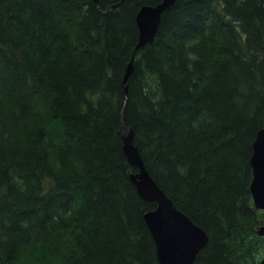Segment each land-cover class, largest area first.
<instances>
[{
    "label": "trees",
    "instance_id": "16d2710c",
    "mask_svg": "<svg viewBox=\"0 0 264 264\" xmlns=\"http://www.w3.org/2000/svg\"><path fill=\"white\" fill-rule=\"evenodd\" d=\"M120 1L0 0V264H160L122 119L208 233L197 260L260 264L264 0H176L136 51L140 8L163 0Z\"/></svg>",
    "mask_w": 264,
    "mask_h": 264
},
{
    "label": "water",
    "instance_id": "95a60500",
    "mask_svg": "<svg viewBox=\"0 0 264 264\" xmlns=\"http://www.w3.org/2000/svg\"><path fill=\"white\" fill-rule=\"evenodd\" d=\"M124 0L109 6L107 11L117 7ZM176 0H163L157 5H143L137 14V24L140 29L139 42L134 51L152 42L156 37L164 11ZM100 8L99 0H95ZM135 54V52H134ZM134 58L128 64L123 85L127 93L128 79L134 70ZM123 118V114H122ZM124 130L128 133H124ZM124 150L129 161L139 168L138 173L132 174L131 179L137 187L140 196L150 202H156L155 209L144 214L145 221L154 238L157 257L160 264H214L197 260L198 254L209 241L208 233L196 224L186 213L179 210L170 197L158 186L150 175L145 163L134 144V131L124 125L121 128ZM253 179L251 193L254 204L264 210V127L256 135L251 157ZM258 233L264 236V226ZM260 264H264V255Z\"/></svg>",
    "mask_w": 264,
    "mask_h": 264
},
{
    "label": "bare ground",
    "instance_id": "6f19581e",
    "mask_svg": "<svg viewBox=\"0 0 264 264\" xmlns=\"http://www.w3.org/2000/svg\"><path fill=\"white\" fill-rule=\"evenodd\" d=\"M140 49V48H139Z\"/></svg>",
    "mask_w": 264,
    "mask_h": 264
}]
</instances>
